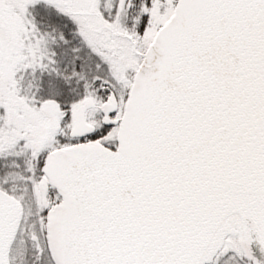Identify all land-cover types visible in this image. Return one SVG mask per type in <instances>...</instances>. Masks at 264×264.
<instances>
[{
    "label": "snow or ice",
    "instance_id": "6c2138e0",
    "mask_svg": "<svg viewBox=\"0 0 264 264\" xmlns=\"http://www.w3.org/2000/svg\"><path fill=\"white\" fill-rule=\"evenodd\" d=\"M0 264H264V0H0Z\"/></svg>",
    "mask_w": 264,
    "mask_h": 264
}]
</instances>
